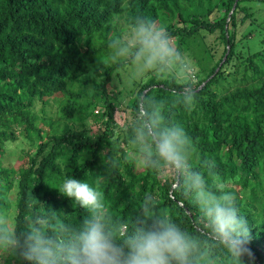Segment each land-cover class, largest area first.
Instances as JSON below:
<instances>
[{
    "label": "trees",
    "instance_id": "16d2710c",
    "mask_svg": "<svg viewBox=\"0 0 264 264\" xmlns=\"http://www.w3.org/2000/svg\"><path fill=\"white\" fill-rule=\"evenodd\" d=\"M242 2L220 0L191 15L195 0H0V215L9 208L4 193L14 182L18 194L12 225L0 221V264H41L26 256L33 229L50 241L53 254L46 264H70L63 249L76 242L92 213L60 191L67 176L100 193L106 231L125 252V241L137 228L166 220L192 245L186 264H264V50L244 59L237 78L235 17L242 12L243 24L253 16ZM220 6L221 17L204 21ZM183 11L189 13L186 19ZM147 17L157 23L177 18L181 26L169 34L182 42L200 30L218 33L223 54L210 68L196 57L198 71L188 68L185 81L158 74L133 85L126 103L130 121L119 129L111 100L117 93L109 87L133 62L109 45L122 38L118 23L132 29ZM205 53L211 56L212 50ZM49 103L54 116L46 112ZM95 113L103 121L94 132L87 120ZM153 113L162 118L160 127L178 126L188 135L185 173L155 157L144 163L137 130ZM20 135L28 150L14 168L2 160ZM128 147L139 152L142 171ZM191 173L201 175L206 191L232 197L254 259L234 256L216 237Z\"/></svg>",
    "mask_w": 264,
    "mask_h": 264
},
{
    "label": "clouds",
    "instance_id": "9594fccd",
    "mask_svg": "<svg viewBox=\"0 0 264 264\" xmlns=\"http://www.w3.org/2000/svg\"><path fill=\"white\" fill-rule=\"evenodd\" d=\"M173 40L164 26L147 17L138 21L127 37L116 39L109 46L117 56L131 59L141 72L164 73L166 70H175L178 77H184L188 64ZM161 120L158 113H153L149 121L137 130L143 145L141 151L145 154L144 163L153 162L155 157L178 172L185 173L188 165L184 152L189 137L181 127H160ZM189 179L196 198L206 209L216 237L234 256L248 255L254 259L249 246L248 228L237 217L231 205L232 197L229 194L216 196L206 191L199 173H191ZM60 191L92 213V218L84 221L83 230L76 242L63 249L70 264H172V261L186 264L192 245L174 224L159 220L147 230L137 228L135 234L126 239L125 252L113 243L112 234L106 231L98 191L87 182L72 176L63 178ZM29 241L31 243L26 256L46 264L47 258L53 254L49 247L50 241L38 229H33ZM9 242L13 243L11 240Z\"/></svg>",
    "mask_w": 264,
    "mask_h": 264
},
{
    "label": "rangeland",
    "instance_id": "374dc122",
    "mask_svg": "<svg viewBox=\"0 0 264 264\" xmlns=\"http://www.w3.org/2000/svg\"><path fill=\"white\" fill-rule=\"evenodd\" d=\"M220 0H195V4L193 6V11L191 15L198 14L200 11H209L213 8ZM200 2L199 7H196ZM241 7L249 8L247 11L250 10L252 12V18L247 20L245 23L240 24L239 21L243 17L242 12H238L235 17L236 21V28H235V55L236 61L232 63V65L238 64V69L236 73V77L239 78V75L243 74V66H244V59L253 52L263 51L264 50V2L262 1H247L241 3ZM224 10V6H220L219 11L214 12L210 17L205 16L204 21L206 22H213L214 19L217 17H221V14ZM188 12L183 11L182 15L186 19L189 15ZM188 15V16H187ZM164 26L167 31L169 30H176L180 28V23L176 19H167V23H158ZM190 24L185 23V27L187 28ZM228 25V31L231 33L230 23ZM125 24L118 23L116 25L117 30H120L122 33V38L127 37L131 29L125 27ZM246 36V38H244ZM218 33L215 34H208L205 30H200L195 36L191 39H186L184 42L180 40V37L176 36L173 37V43H176L178 50L181 52L182 57H184L185 62L188 64L189 71H198V66L196 65L197 58H201L204 62L203 67L210 68L212 67L222 56L224 46L222 43L218 42ZM183 40V39H182ZM213 48L215 51H213ZM209 50H212V55L210 54L207 56L205 52L209 53ZM211 53V52H210ZM189 56V58H187ZM256 63L261 65V61L259 59L256 60ZM222 65V64H221ZM227 66L226 70L231 72L233 71V66ZM203 67L201 73L203 72ZM191 73V71H190ZM162 74L164 77H172L175 80L185 81L189 78L188 74L186 73L184 77H178L176 75L175 70H166L164 73H159L156 71L153 72H141L138 70V67L133 63L128 65L124 70H121L117 76L113 78V86L109 87V90L114 91V96L112 97V103L115 106V114L114 119L117 127L119 129L124 128L130 121L129 112L126 108V103L128 101V91L129 89L140 82H145L150 78L151 75H158ZM193 74V73H192ZM247 75L250 78H254L250 71L247 72ZM235 77V76H233ZM166 78V77H165ZM233 84V80L231 85ZM120 91V92H119ZM51 108H46V112L54 116L55 113V106L49 103ZM40 105H36L35 111L38 112L40 109ZM87 125L92 131H97L99 127H101V121H103L102 116L98 113H95L93 116L89 117L87 120ZM16 134L21 132V129L16 130ZM123 146V144H122ZM136 148V147H135ZM142 147L137 148L141 150ZM23 149L21 152L20 150ZM28 150V146L22 135L18 136L16 143L10 144L7 151L4 154V161L5 165H12L14 168L18 166L22 162V159H18V155L21 154L23 156V152ZM9 152H12L10 154ZM34 148L31 149V154H33ZM128 156L134 158L136 164V170L139 172L143 169V162L139 157V152L136 149H132V147H128L126 150ZM5 200L9 204V208L0 215V221L8 222L12 225L13 217L17 213L16 211V202H17V187L16 182L13 183L12 189L10 191H6L4 193Z\"/></svg>",
    "mask_w": 264,
    "mask_h": 264
},
{
    "label": "water",
    "instance_id": "95a60500",
    "mask_svg": "<svg viewBox=\"0 0 264 264\" xmlns=\"http://www.w3.org/2000/svg\"><path fill=\"white\" fill-rule=\"evenodd\" d=\"M234 7H235V6H233V8H232V9H234ZM217 71H218V69H216V72H217Z\"/></svg>",
    "mask_w": 264,
    "mask_h": 264
}]
</instances>
